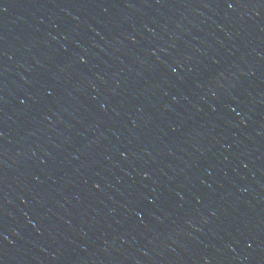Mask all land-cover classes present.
Returning a JSON list of instances; mask_svg holds the SVG:
<instances>
[{"label":"water","instance_id":"water-1","mask_svg":"<svg viewBox=\"0 0 264 264\" xmlns=\"http://www.w3.org/2000/svg\"><path fill=\"white\" fill-rule=\"evenodd\" d=\"M0 264H264V0H0Z\"/></svg>","mask_w":264,"mask_h":264}]
</instances>
